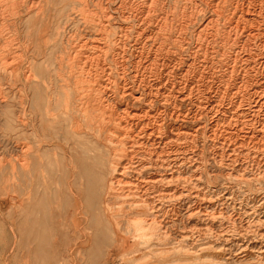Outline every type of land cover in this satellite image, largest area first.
<instances>
[{"label":"bare ground","instance_id":"obj_1","mask_svg":"<svg viewBox=\"0 0 264 264\" xmlns=\"http://www.w3.org/2000/svg\"><path fill=\"white\" fill-rule=\"evenodd\" d=\"M43 1L10 0L0 40L27 230L49 212L61 264L264 263V0H61L21 48Z\"/></svg>","mask_w":264,"mask_h":264},{"label":"rangeland","instance_id":"obj_2","mask_svg":"<svg viewBox=\"0 0 264 264\" xmlns=\"http://www.w3.org/2000/svg\"><path fill=\"white\" fill-rule=\"evenodd\" d=\"M60 1L61 0H44L43 10L38 11L37 14H31V15L25 16L26 21H24L20 26V35L18 38V43L21 48H24L26 46H30V47L33 46L35 41L40 36H42V31L50 20L48 13L53 11L52 8L55 7L57 3H59ZM93 1H94V4L95 3L97 4L99 0H93ZM174 2H175L174 0H170V5L172 7L175 6ZM10 4H11L10 0H2V3L0 4V17H1L0 19V40H2L4 35L10 36ZM185 5L186 4H184V0L183 1L181 0V3H179V6L181 7V9L179 6H177V11L181 13L182 8ZM186 8H189V6H186ZM42 23L44 26L42 25ZM24 31H25V34H24ZM6 80L7 79L2 78L1 82L4 84H8ZM202 124L208 127L210 125L209 118H203ZM4 128H5L4 121H1L0 123V131H1L0 132V140H1L0 141V157L4 160V164L0 168V264H61L59 260V253H60V248H58L59 241L57 239L58 238V227L51 224L50 219H49V212L46 213V215L48 216L46 230H27V213L28 212H27V208H25L26 207L25 181L21 173H18L19 171H15L13 173L11 169L12 161H14L15 158L18 157V155H21L22 152L21 150L13 149L14 147L10 143V137H8L5 132H3ZM3 146H5V148ZM6 148L8 151L5 150ZM200 148H204V147L201 145ZM204 149H205V156H209L210 154L209 147H205ZM207 149H209L208 150L209 152L207 151ZM224 182H225V179L222 177H219L218 182L215 185L221 186ZM52 225L54 227H51ZM175 231L177 234H181V232H183V230L182 231L175 230ZM188 232L190 231L188 230ZM32 234L34 235L32 236ZM38 234H39V238H38ZM42 236L44 237L43 239H42ZM54 241H57V242H54ZM93 246H94V242H93ZM36 248L38 250H36ZM129 248L130 246L126 242L123 244V246H121L120 248H117L110 258H107V251H109L110 247L99 245L96 248L94 247V250H91V254L89 256L90 258H88V256L86 255H82L77 252H71L69 254L68 262L69 264H89V263L90 264H112L113 261H116L118 259V256H117L118 254L129 251ZM238 257L239 256L237 257L235 256V258L233 259L230 258L231 260L229 261L221 260V259H216L215 261L218 264H221V263L222 264H256V263L264 264L263 262H257L255 259H252L254 258V256L248 255L246 257H239V258ZM145 262L146 261L144 260H141V262L137 261V263L139 264H144ZM189 262L193 264L194 261L193 259H189Z\"/></svg>","mask_w":264,"mask_h":264}]
</instances>
